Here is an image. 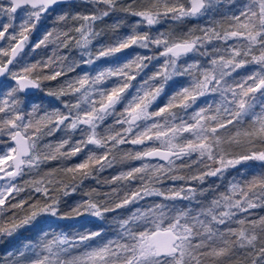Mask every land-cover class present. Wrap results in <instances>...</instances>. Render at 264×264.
Here are the masks:
<instances>
[{
  "label": "snow or ice",
  "instance_id": "snow-or-ice-1",
  "mask_svg": "<svg viewBox=\"0 0 264 264\" xmlns=\"http://www.w3.org/2000/svg\"><path fill=\"white\" fill-rule=\"evenodd\" d=\"M66 3L0 0V18L6 21L0 22V136L11 142L0 153V214L28 204L22 216L0 221V237H12L34 223L50 229L60 227L61 220L84 217L92 218L95 230L73 235L60 232L48 239L49 233L41 227L44 238L25 246L31 256L23 251L19 256L26 264H228L242 251L249 264H264V217L249 220L244 215L264 207V174L231 182L195 213L175 204L204 195L205 189L188 181L203 184L209 177L221 178L231 169L252 168L257 162L264 168V0H241L238 5L228 0L234 10L221 13L226 16V27L202 28L200 35L190 32L177 38L153 35L151 29L165 18L183 21L219 11L225 0H148L138 10L133 7L136 0L129 5L121 0H81L90 11L57 17L60 22L78 24L46 31L31 42L45 14ZM117 12L140 19L126 34L93 48L100 36L97 22ZM30 44L32 52L49 44L76 47L81 59L65 65L67 57L54 54L29 62L25 49ZM127 50L133 51L119 55ZM197 57H207V63L202 65ZM101 60L108 66L97 65ZM153 61L158 62L156 70L144 75ZM249 65L256 67L241 75L238 70ZM77 69L80 72L74 78L45 92L61 103L63 111L56 108L38 114L41 101H27L31 107L25 109L22 97L43 92L45 81H57ZM182 77L189 82L178 79ZM209 95L218 101L201 100ZM161 97L166 99L158 104ZM110 117L113 123L103 127ZM57 131L64 133L63 139L41 146L44 136ZM123 145L142 147L123 151ZM118 151L125 160L142 162L112 177V183L126 181L128 186L121 184L122 190L113 188L103 195L92 189L70 211L62 212L61 198L76 193L95 173L112 167ZM81 153H85L82 162L59 169V175L52 171L30 182L31 191L40 198L29 203V195L13 202L25 191L15 182L17 177L38 170L47 161L70 160ZM150 159L162 163L146 162ZM192 165L191 174H177ZM164 180L185 184L162 190L156 185ZM148 197H161L162 202L148 211L137 209L118 216L121 239L92 247V242L103 238V222L109 213ZM42 217L46 219L41 222ZM81 246L87 249L82 255L63 258ZM11 264H21V260L13 259Z\"/></svg>",
  "mask_w": 264,
  "mask_h": 264
},
{
  "label": "trees",
  "instance_id": "trees-1",
  "mask_svg": "<svg viewBox=\"0 0 264 264\" xmlns=\"http://www.w3.org/2000/svg\"><path fill=\"white\" fill-rule=\"evenodd\" d=\"M148 0H136L134 8L138 10L139 7H142L144 3H147ZM241 0H235V3L238 5ZM121 3L124 5L132 4V0H121ZM90 6L84 5L81 3V0H77L75 3H66L62 5L56 6L55 11L50 10V14H45L46 18L42 19L40 25L36 31L33 32L31 36V42H35L40 39L46 31H50L55 29L56 31L65 30L69 26H75L78 24V21H68L60 22L57 20V17L64 13L75 14L76 12L87 13L90 11ZM231 10L228 6V0H225V6L221 8L219 11L213 10L207 15L201 17L188 18L183 21H172L170 18H165L161 21V23L155 25L151 32L153 35L158 33H164L166 36L170 38L182 37L190 32H195L197 35H200V29L208 28V27H219L223 24L225 27L227 26L226 16L221 13H229ZM20 11L17 13V23L19 22ZM139 17L131 16L128 13L117 12L109 17H106L103 21L97 22L96 30L100 32V36L93 41L92 47L95 48L97 45L102 43L110 42L114 37L121 36L129 32L130 28L134 26L135 22L139 20ZM0 22H6L2 18H0ZM213 43H218L213 41ZM31 44L28 48L25 49V53H27L25 59L29 62H35L36 60H46L49 57L55 56H64L67 59L64 61V64H71L73 62L79 63L81 59L80 50L76 47L70 48H62L58 47L56 44H49L47 47H42L41 49H37L35 52L31 50ZM209 50H211V45L209 46ZM133 50H127L125 53L119 54L120 56L129 55ZM136 52L141 54H145L146 50L136 49ZM188 59L191 62V58H182ZM200 59L202 65L207 63V57H197ZM97 65L100 67L108 66L106 61H98ZM97 65H92L91 67H96ZM158 65L157 61H153L148 69L145 70L144 75H149L153 71L156 70ZM255 65H249L245 69L238 70L241 75L248 74ZM80 69H77L76 72H70L67 77L59 78L57 81H45V89L43 92L36 91L30 97H22L25 100V109L29 110L31 105L27 103V101H41L42 109L38 114H43L44 110L51 111L53 109L59 108L63 111V106L57 100L52 97H47L45 92L49 89L55 90L58 88L59 84L62 80L68 78H74ZM140 78L138 77V80ZM182 80L184 83L189 82L188 77L178 78ZM111 84L112 81H109ZM136 84V81L133 82ZM131 91V90H130ZM67 99V98H65ZM166 97H161L158 100V104L163 103ZM202 101H207V103H215L218 101V97L213 98V96L209 95L201 98ZM155 107V106H154ZM2 115V114H0ZM113 123V118H109L103 127H107L108 125ZM64 138V133L57 131L50 136H44L40 141L41 146L52 144H57L61 139ZM78 138V135L73 137V139ZM151 143V142H147ZM11 142L7 136H0V153L6 150L8 146H10ZM133 147L136 149L141 148L142 146H130L123 145L121 149L123 151H131ZM87 150H85V153ZM85 153H81L76 157L71 158L70 160L57 159L52 161H47L41 164L38 170L26 171L23 175L16 178V183L25 188V191L20 193V195L16 198L15 202H18L21 199H27L29 195L32 196V200H29V203H32L35 199L40 198V194L31 191V181L37 180L44 176V174L48 172L55 171L57 175H59V169L65 166L75 165L76 163L82 162L84 159ZM117 159L113 161L112 167L106 168L101 172L95 173L94 178H90L84 182L83 185L78 186L77 192L70 194L67 197L61 198V211L68 212L76 206L79 202L86 198L85 193L95 189L97 193L103 195L104 193H110L113 188L121 189V184L126 186L127 182L117 181L116 183H112V177L118 175L120 172L127 171L131 167L139 166L141 161H133V160H125L123 159L122 152L118 151L116 153ZM146 162L150 163H162L153 160H149ZM181 161H177V164H180ZM185 163L191 164V160H186ZM195 169V165L190 168H183L178 171L179 175H189L191 171ZM264 174V168H261L259 163H254L252 168H246L243 166L239 167V171L236 169H231L226 173L223 177H209L205 180L203 184H197L195 181H188L187 183L197 186L198 188L205 189L204 195H198L195 200L192 201H177L175 202L176 206L190 210L195 213L199 211L202 207H206L209 202L218 196L221 192H224L229 187L230 183L233 181H243L246 179H250L253 175ZM134 184L138 182H133ZM185 184V181H171L164 180L161 184L156 185L157 187H161L162 190H166L169 187H177ZM161 197H148L145 200L140 201L138 204L129 205L126 209H120L117 213H109L105 219L104 223V236L103 238H97L96 241L92 242V247H96L98 244H103L108 240H120L121 239V231L117 226L116 218L118 216H127L130 215L131 212L140 209L141 211H148L149 208L157 203H161ZM171 203V202H167ZM28 208V204L24 205L22 209H12L9 211H5L3 214H0V221L7 222L12 216H22L24 214L25 209ZM251 215H247V219L255 220L261 217H264V207H257V209L250 210ZM46 218H40V221H44ZM40 223V222H38ZM60 227L53 226L52 228H47L46 224H40V227L37 224H33L31 226H26L25 228L19 229L12 237H0V264H11L13 259L21 260V264H26V261L23 257L19 256V253L23 251L25 256H31V252L26 245L35 244L38 240L43 239V232L40 230L43 227L44 231L48 232V239H51L55 234H59L60 232H65L69 235L76 234L79 231L83 230H95L96 224L92 222V218H84L81 217L79 219H68L59 221ZM81 225H84V228H81ZM223 230L224 226H220ZM232 227H237L235 223L232 224ZM87 249L83 246L70 250L68 254H66L63 258L70 259L73 256L82 255ZM11 254V255H10ZM228 264H249L248 258L244 254V252H240L237 257L228 262Z\"/></svg>",
  "mask_w": 264,
  "mask_h": 264
},
{
  "label": "water",
  "instance_id": "water-1",
  "mask_svg": "<svg viewBox=\"0 0 264 264\" xmlns=\"http://www.w3.org/2000/svg\"><path fill=\"white\" fill-rule=\"evenodd\" d=\"M77 0H68V3H75ZM153 161H157V162H162V161H158L157 159H150Z\"/></svg>",
  "mask_w": 264,
  "mask_h": 264
},
{
  "label": "rangeland",
  "instance_id": "rangeland-1",
  "mask_svg": "<svg viewBox=\"0 0 264 264\" xmlns=\"http://www.w3.org/2000/svg\"><path fill=\"white\" fill-rule=\"evenodd\" d=\"M88 8H90V7H88ZM167 35V34H166ZM0 183H2V182H0ZM257 209V208H256Z\"/></svg>",
  "mask_w": 264,
  "mask_h": 264
}]
</instances>
